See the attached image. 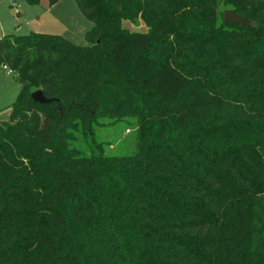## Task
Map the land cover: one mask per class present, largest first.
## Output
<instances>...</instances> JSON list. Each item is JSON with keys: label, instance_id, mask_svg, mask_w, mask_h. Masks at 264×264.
Masks as SVG:
<instances>
[{"label": "trees", "instance_id": "trees-1", "mask_svg": "<svg viewBox=\"0 0 264 264\" xmlns=\"http://www.w3.org/2000/svg\"><path fill=\"white\" fill-rule=\"evenodd\" d=\"M74 2L84 45L0 37V264H264V0ZM125 118L134 155L75 145Z\"/></svg>", "mask_w": 264, "mask_h": 264}, {"label": "rangeland", "instance_id": "rangeland-1", "mask_svg": "<svg viewBox=\"0 0 264 264\" xmlns=\"http://www.w3.org/2000/svg\"><path fill=\"white\" fill-rule=\"evenodd\" d=\"M219 8L224 9L220 5ZM122 24L129 30L144 28L141 21L136 23L122 21ZM91 26L92 23L80 13L74 0H58L51 5L48 0H0V36L9 33L15 35L30 32L49 33L61 35L76 44L84 45L86 44L84 33ZM19 90L16 74H7L0 64V120L9 118L10 105L16 100ZM135 137V119L125 118L118 121L99 119L93 126V133H88L86 137L79 136L80 141L75 145L88 151L90 145L88 140L93 138L92 145L98 144L99 149L102 147L104 155L131 156L135 153ZM191 144L199 147L198 142ZM98 148L94 147V150Z\"/></svg>", "mask_w": 264, "mask_h": 264}, {"label": "water", "instance_id": "water-1", "mask_svg": "<svg viewBox=\"0 0 264 264\" xmlns=\"http://www.w3.org/2000/svg\"><path fill=\"white\" fill-rule=\"evenodd\" d=\"M223 23L240 24V25H251L252 21L246 17L237 15L232 9H225L222 16ZM31 100L38 104H47L52 100L47 98L40 89L34 90L30 94Z\"/></svg>", "mask_w": 264, "mask_h": 264}, {"label": "built area", "instance_id": "built-area-1", "mask_svg": "<svg viewBox=\"0 0 264 264\" xmlns=\"http://www.w3.org/2000/svg\"><path fill=\"white\" fill-rule=\"evenodd\" d=\"M2 67H3V69L5 70V72H6L7 74H11V73H13V72L11 71V69H9L6 65H2Z\"/></svg>", "mask_w": 264, "mask_h": 264}, {"label": "crops", "instance_id": "crops-1", "mask_svg": "<svg viewBox=\"0 0 264 264\" xmlns=\"http://www.w3.org/2000/svg\"><path fill=\"white\" fill-rule=\"evenodd\" d=\"M1 36H3V35H1ZM1 36H0V37H1ZM2 68H3V67H2ZM3 71H5V70L3 69Z\"/></svg>", "mask_w": 264, "mask_h": 264}]
</instances>
